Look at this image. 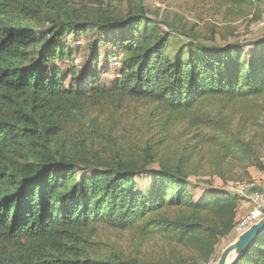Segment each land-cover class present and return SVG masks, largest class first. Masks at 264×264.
<instances>
[{
    "label": "trees",
    "instance_id": "obj_1",
    "mask_svg": "<svg viewBox=\"0 0 264 264\" xmlns=\"http://www.w3.org/2000/svg\"><path fill=\"white\" fill-rule=\"evenodd\" d=\"M106 1L128 9L0 0V264H155L112 252L102 229L189 252L166 264H205L232 233L240 197L210 184L195 200L189 177L264 173V37L206 45L192 26L169 56L161 25L171 24L140 0ZM212 1L230 20L259 9ZM90 30L86 65L64 70L69 38ZM218 32L208 27L211 40ZM102 42L118 51L109 85L95 76ZM130 103L144 114L124 115ZM234 264H264V232Z\"/></svg>",
    "mask_w": 264,
    "mask_h": 264
},
{
    "label": "rangeland",
    "instance_id": "obj_2",
    "mask_svg": "<svg viewBox=\"0 0 264 264\" xmlns=\"http://www.w3.org/2000/svg\"><path fill=\"white\" fill-rule=\"evenodd\" d=\"M68 1L75 9V13L87 12L92 13L98 8H108L125 13L128 5L125 2L114 3L112 8L107 5L106 0H62ZM147 10L150 18L161 22H167L172 27L161 25L164 32H168L170 42L168 46L169 56H173L178 49H181L183 44L188 39L181 35L180 32L186 31L192 26H195L193 33L199 32L201 37L197 35V41L206 45L224 44L226 42H238L247 45L255 39L264 37V0H259V9H251L248 15L237 19H228L224 16V9L217 6L212 0H140ZM45 10L47 8L45 7ZM210 25L216 26L220 35H215L214 40H211L208 33ZM94 37L93 31H87L84 35L76 38L70 37L68 46L73 49L72 59L67 61H57L59 66L64 70L67 68L76 69L79 72L88 60V50L86 44ZM117 48L102 42L99 48L98 62L95 63L96 78L102 83L109 85L112 78L118 74L120 67L113 65L112 56L117 55ZM119 54V53H118ZM124 115L133 117H141L144 114L145 107L140 103H130L124 108ZM204 172L205 171L204 169ZM259 172V171H258ZM261 173V172H260ZM203 174V173H202ZM264 174V173H263ZM257 184V187L264 191V178L261 174L252 177L251 180ZM192 184L190 192L195 200L201 198L204 189L211 184L216 188H224L234 190L231 181L223 182L215 176L195 175L189 177ZM141 187L149 185V179L143 178L137 180ZM259 188H257L259 190ZM249 194V192H248ZM253 207L252 200L248 197L240 198L239 208L237 211V223L245 216ZM177 213L178 210L172 211ZM236 237L235 232H232L229 237L221 238L216 246L215 255L212 257L215 260L219 257L220 252ZM97 238V237H96ZM98 238L108 244L112 252L120 253L124 256L135 255L139 260L144 262H152L155 264H166L174 262L180 253L189 252L181 246L175 245L172 242L164 239L155 238L142 244L134 243L128 232H116L109 229H102ZM208 264V261L205 263Z\"/></svg>",
    "mask_w": 264,
    "mask_h": 264
},
{
    "label": "built area",
    "instance_id": "obj_3",
    "mask_svg": "<svg viewBox=\"0 0 264 264\" xmlns=\"http://www.w3.org/2000/svg\"><path fill=\"white\" fill-rule=\"evenodd\" d=\"M113 65L118 67V55L112 56ZM234 192L240 197H249L253 202L252 209L236 223L232 232L236 235L245 231L251 224L258 221L264 215V191L258 190L257 184L252 180L247 182H235L232 184ZM249 192V194H248ZM216 260L210 258L208 264H215Z\"/></svg>",
    "mask_w": 264,
    "mask_h": 264
},
{
    "label": "water",
    "instance_id": "obj_4",
    "mask_svg": "<svg viewBox=\"0 0 264 264\" xmlns=\"http://www.w3.org/2000/svg\"><path fill=\"white\" fill-rule=\"evenodd\" d=\"M264 232V215L236 237L220 252L215 264H234L250 244Z\"/></svg>",
    "mask_w": 264,
    "mask_h": 264
},
{
    "label": "crops",
    "instance_id": "obj_5",
    "mask_svg": "<svg viewBox=\"0 0 264 264\" xmlns=\"http://www.w3.org/2000/svg\"><path fill=\"white\" fill-rule=\"evenodd\" d=\"M249 172H250V174H251L252 177H255V176H257L258 174H261V177L264 178V174L258 172V171L255 170L254 168H250V169H249ZM259 189L261 190V188H259Z\"/></svg>",
    "mask_w": 264,
    "mask_h": 264
}]
</instances>
